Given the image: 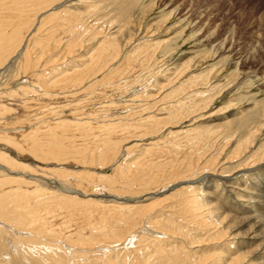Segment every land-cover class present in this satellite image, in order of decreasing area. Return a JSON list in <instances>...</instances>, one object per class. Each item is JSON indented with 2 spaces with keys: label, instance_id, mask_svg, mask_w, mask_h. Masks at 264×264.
Masks as SVG:
<instances>
[{
  "label": "rangeland",
  "instance_id": "1",
  "mask_svg": "<svg viewBox=\"0 0 264 264\" xmlns=\"http://www.w3.org/2000/svg\"><path fill=\"white\" fill-rule=\"evenodd\" d=\"M82 1L3 0L2 2L1 0L2 6L4 2V5L11 6L10 10L9 6L5 5L2 7V12L5 11L6 15L14 12L11 16L16 17L15 20L18 18L15 21L9 15L13 22L19 21L20 18L24 21L37 13L38 17L33 18L43 20L40 23L42 25L44 22L41 27L38 26V21L32 26L36 30V36L38 35L33 37V42L39 37L40 40H45L44 45L41 44L39 48L35 46L37 42L30 44L32 57L38 54V49L41 51L45 46L51 49L50 46L57 43L58 39L64 41V37L67 38L74 33L76 28L73 30L71 28L77 21L91 26L96 22L95 19L99 18V25L107 20H110L112 24L116 22L118 25L121 20L119 18H122L120 13L123 10L127 16L130 13L134 14L130 15L133 16L132 18L129 16L133 20H130L131 25L134 31L140 32L139 37L135 36L137 38H132V42L130 41L129 45L122 48L123 51L115 62L112 60L106 67H109L107 71L120 72L122 75L114 76L113 79L116 78L114 80L110 78L111 82L108 81L105 87L107 89L100 88V94L94 90L93 96L100 97L96 96L98 99L95 98V103L89 104L87 106L89 110H86L87 112L92 110L94 115H98L100 101L107 103L109 99L116 100L113 103L114 106H110L114 108L110 110L112 116H116L113 119L110 118L111 125H115L112 126L110 138L112 137L111 140L118 145L117 154L114 155L107 151L105 146L103 147L102 141L109 137L104 133L101 137L91 138L85 137L87 135L77 137L79 135L66 133L65 138L68 139H65L66 144L77 145L82 155L93 156V160L84 165L83 163L73 164L71 157L75 158V156H65L66 158L63 159L65 164L56 160L41 162L30 153L32 147L28 146L23 151H18L6 143H0L1 152L7 154L11 161L18 160L23 164L22 168L19 167V171L34 172L42 167V163H47L49 166L52 165L47 166V170L49 168L55 171L62 168V171L64 170L77 180H70L64 185L63 181L53 177V173L52 176L48 173L46 177L25 175L27 180L39 183L43 190V194L38 195L37 199L31 197V200L46 202V206L47 204L53 206L57 203L69 205L72 203L71 206H77L76 209L79 212L75 214L76 218L71 224L85 231H90L87 226L91 222L85 219L84 212H91L92 217H89V220L96 221L107 206H153L150 211H145L144 218L133 217L135 223L132 222L134 227L131 231L135 233V236L127 240L123 249L116 248L118 250L117 253L115 251L114 257L118 264L124 261V264L135 263L132 251L135 249L137 240L140 246L142 245L139 248L141 251L138 252L139 249H135V252H138L136 256L139 257L140 264H167L166 255L174 256L175 254L179 256L178 261L168 264L264 262L262 254L258 255L257 260H255L257 254L254 257L249 255V258L241 254L246 249L247 253L255 250L256 246L263 242V238L248 241L247 234L257 233L255 221L259 217H264V209L257 204H251L250 206L253 205V210L256 212L242 210L240 208L242 198L239 197L253 192L258 194L259 183L264 181V0H103V2L89 0L86 3ZM95 1L102 2L104 5L102 10L100 9L101 12L98 11L101 15L97 14L98 12L96 15H88L83 8ZM79 2V7L75 10L76 6L73 5ZM38 3H41V6ZM33 4L38 8H34ZM123 5L126 7L123 8ZM23 6L25 7L22 8ZM129 9L132 10L129 11ZM135 10L141 11H138L140 16L137 12L134 13ZM105 11L107 13H104ZM101 17L104 18L100 19ZM90 21L93 22L90 23ZM95 27H91V32L83 36L84 42L87 40V43H83L82 49L71 54V57L70 55L62 57L60 47L56 48L54 53L44 55L45 57L39 61L37 67L40 68L41 62L44 63L41 70H47L49 74L44 71L48 76L43 74L44 84L41 83L42 85L45 86L49 82L45 78L53 77L50 80L53 81L60 68L67 70L70 68V73L75 67L85 66L90 58L96 59L108 53L107 51L111 48L108 49L109 47L104 44L115 39H112L111 31L106 26L101 27L102 29ZM43 37L45 39H42ZM40 40L37 41L40 42ZM102 40L105 41L104 44ZM101 42L103 45L100 44ZM103 48L104 50L101 51ZM146 50L149 51L147 55H145ZM103 52H106L105 55ZM37 54L36 58H38ZM61 58H64L62 63ZM77 59L85 60L78 63ZM51 60L52 62H49ZM19 61L17 59V62ZM109 72L105 73L109 74ZM125 75L132 76L134 82L127 87L116 85L119 76L125 78ZM42 85L41 87L44 88ZM141 88L143 90H140ZM7 91H9L8 88ZM81 96L82 94L79 98ZM5 103L1 108L10 105V108H13L12 110L22 118L19 123L21 127L26 128V135L32 133L37 111L34 108L30 109L29 103L26 109L16 103L8 101ZM127 104L128 107L131 105L129 110L126 108ZM91 105H95L96 108L90 107ZM120 122L123 124L116 126ZM259 124L263 125L262 129L252 135V129ZM115 135L121 136L116 138ZM31 141L32 138L28 140V142ZM187 163H193L191 166L194 172L190 178L182 180V171H185L184 166ZM40 172L38 170V173ZM177 173H180V176H177ZM98 181L103 184H100L101 189L97 188L98 184H94ZM218 183H231L242 189L241 192L234 190L239 195V199L234 196L229 197L227 205L220 203L213 214L199 215L197 212L184 211L181 200L188 196L193 188L199 184L206 188H213ZM219 188H222V184ZM28 191L32 194L34 189L29 187ZM251 197L257 200L256 195ZM252 214L255 218H251ZM64 216L61 213L54 220L59 224ZM224 217L227 218L224 222H220ZM141 218L142 221H140ZM243 219L246 220L237 223ZM235 225L239 227L234 228ZM94 235H96L95 232ZM7 236L11 240L10 235ZM42 243L45 244L46 241L43 240ZM36 246L31 250L34 254L28 250V246L27 249L22 246L21 253L24 254L27 251L34 257H38L50 250L43 247V244ZM50 252L55 259L61 261L64 256L63 260L66 261L64 264H103L106 257L112 255L114 250L110 249L111 254L94 249L81 254L75 251L74 254L69 255L61 253V248L53 247ZM123 257L126 258L123 260ZM231 259L236 261L231 263Z\"/></svg>",
  "mask_w": 264,
  "mask_h": 264
},
{
  "label": "bare ground",
  "instance_id": "2",
  "mask_svg": "<svg viewBox=\"0 0 264 264\" xmlns=\"http://www.w3.org/2000/svg\"><path fill=\"white\" fill-rule=\"evenodd\" d=\"M88 1H86V2H88ZM2 2H3V0H2ZM26 2L29 3V1H26ZM82 2L86 3L85 1H82ZM90 2H91V0H90ZM102 2H103V0H102ZM102 2L100 3V2L95 1L93 3H90V5H86L83 9L85 10V12L88 15H90V14L96 15V12L100 11V9L102 10V7H104V5H102L103 4ZM4 3L2 6L1 0H0V143H4V144L6 143L7 145L12 146V148H15L18 151L19 150L23 151L25 149V147H28V146L32 147L30 150V153H32V155L36 158V160H40L41 162H46L47 160H50V161L56 160L57 162H61V164H65L66 162H64L65 161V160H63L64 158H66L67 156H70V157L75 156L76 159L71 157L73 160L72 163L73 164L79 163L78 165H80V163H83L82 165H84V164H87L88 161H92L93 156L91 154L90 155H82L79 148H77V145L72 146L70 144H66L67 143V142H65L66 133L79 135L77 137H80L81 135L82 136L87 135L85 137H88V138L89 137L90 138L91 137H101V134L104 133L105 136L108 135L109 137H107L105 140L103 139L104 141L101 140L103 143V147L105 146V148H107V151L111 152L112 154H114V155L117 154V151L119 149V148L117 149L118 145H116V143L111 140L112 137L110 138V135L112 133L111 129H113L112 126H115V125H111L112 122L110 121V118L113 119L114 117H116V116H112V111H110L112 108L110 106L111 105L114 106L113 103L116 100L114 101L112 99H109V101H108L107 100L108 98L106 97L107 98L106 100L108 102L104 103L103 100L100 101L102 99L101 98L99 100L101 102V103H99V104H101V106H99L100 111H97V112H99L98 115H94V112L92 110L87 112L89 110L87 106H89V104L95 103V98H97L99 96V95L93 96L94 90L99 92L100 88L103 89L106 87V84L108 81H110V78L112 80L114 76L117 75V77H118V75H122V73H120L118 70L117 71L119 73H117V72L113 73L115 71H111L112 72L111 73V72L107 71L109 67L108 68H106V67L109 64V62H111L112 60H114L113 62H115V59H117L119 57V55L121 54V52L123 51L122 48L129 45L130 41L132 42V38L139 37V35H138L140 33L139 30H138V32L133 30L132 25H131L132 24L131 21H133V20H131L129 18L130 15H134V14L130 13V15L127 16L125 14L124 10L121 11L120 14H121L122 18L121 17L119 18L121 20L119 21L118 25H116L117 24L116 22H115V24H112V22L110 20H107V22L104 21L103 22L104 24L101 23L99 25V23H98L99 18L95 19L96 22L92 23L93 25L91 24V26H88L89 24H86L84 22L81 23L80 21H77L76 24L74 25V27L71 28V30H73V28H76L74 33H71L67 38L64 37V39H63L64 41H59V39L57 41V39H56L57 43L52 44V42H51V44L53 45V46H50V47H52L51 49L50 48L47 49L46 46L43 49L40 48L41 51H39V49H38V54L36 53L38 55V58H36V56H35L36 54L34 55V57H32L33 53L31 55V49L32 48L30 49V46H31L30 44H33V43L35 44V42H37L39 44V46L37 43H36L37 45L35 44V46L39 48L40 46H42L41 44H43V41H45V40H40L41 38L39 37L37 40L38 41L40 40V42H38L37 40L35 42H33V40H34L33 37L34 36L37 37L38 35L36 36V34H35L36 30H34L32 28V26H33L34 22L38 21V24H39L38 26L41 27L44 24V22H42L43 24L40 25L41 21H43V20H41L40 18H36L37 20L34 19L35 18L34 16L38 17V15H37L38 13L34 14V12H33L32 14H34V16L28 17V19H26V20H24L26 18V17H24V19H23L24 21H21L20 16H21L22 12H21V10H19V12H21V14H19L20 16H17V17H19L20 20L17 22H13V20H12L13 16H11V15L14 14V12H11L12 13L11 15L9 14L12 18L8 14L6 15L5 11L2 12V9H3L2 7H4L5 5H8V4L4 5ZM20 3H22V2H20ZM38 4L41 6V3H38ZM79 4H80V2L77 3V5H73V6H76L75 10H77V7H79L78 6ZM8 6H9V9L11 10V8H10L11 6L10 5H8ZM14 7L16 8V5ZM24 7L25 6H23L22 8H24ZM35 7H36V5H34V8ZM107 7H108V5H107ZM124 7H126V6L123 5V8ZM28 8H29V6H28ZM36 8H38V7H36ZM5 10L7 11L8 9H6V7H5ZM109 10H111V9H109ZM130 10H132V9H129V11ZM12 11H14V10H12ZM32 11H34V10H32ZM37 11H38V9H37ZM138 11L141 12L140 10H138ZM138 11L135 10L134 13L137 12L140 16V13ZM100 12H98L97 14H99ZM24 13H25V9H24ZM63 13L64 12H62V14ZM104 13H107V11H105ZM72 14H74V13H72ZM29 15H31V14L29 13ZM100 15H101V13H100ZM141 15H142V13H141ZM23 16H25V15H23ZM23 16H21V17L23 18ZM108 16H111V15H108ZM77 17H79V16H77ZM14 18H16V17H14ZM92 18H95V17L92 16ZM103 18L104 17H101L100 19H103ZM93 21H90V23ZM108 21H109V23H108ZM112 21H114V19H112ZM116 21H118V20H116ZM105 22L107 24H105ZM95 26L97 28H99V27L104 28L106 26V28H109V31H111V35L113 36L112 39L113 40L118 39L117 41H115V40L114 41H107V44L105 43L106 38H105L104 42L102 40L103 44L105 43L104 45H107L109 47L108 49L111 48L110 50L107 51L108 53L103 52L104 53L103 55H105V53H106V55L105 56H98L96 59H94V57H93V59L90 58V60L86 61L85 66H83L82 68L75 67L70 73H69L70 68L68 70L60 68V71H58L59 73H57L58 74L57 77L53 81H50L53 77L45 78V79H48L49 82L47 81L48 83L45 86L42 85V84H44L42 82V81H44V80H42V78H44V75L46 74L45 72L47 70H41L42 65H44V63H42V62H41L42 65L40 64L41 65L40 68L37 67L39 64V61L41 59H43V57H45L46 54H49L50 52L54 53L55 49L58 47H60V54L62 57L64 56V58H65V55L66 56L70 55L69 57H71V54L77 52L83 46V43L84 44L87 43V40L84 42L83 36L88 34V32H91L90 31V30H92L91 27H95ZM39 27H38V30H39ZM99 31H100V29H99ZM96 35H97V33H96ZM99 35H101V34H99ZM135 36H137V37H135ZM42 39H45V38L43 37ZM103 39H104V37H103ZM90 40H89V42H90ZM48 41H49V39H48ZM48 41H47V43H48ZM102 42L100 44H102ZM137 42H139V41L137 40ZM44 43H46V42H44ZM48 44H50V43H48ZM103 50H104V48L101 51H103ZM34 52H35V50H34ZM146 52L147 53H145V55H147L149 53V51H147V50H146ZM143 55H144V53H143ZM72 56H75V55H72ZM64 58H61V60H60L61 63H62V60ZM17 59L20 61L17 62ZM58 60L59 59H57V61ZM84 60L85 59H77V62L78 63L84 62ZM47 62H48V60H47ZM49 62H52V60ZM55 62H56V59H55L54 63ZM143 63H144V61H143ZM46 64H45V66H46ZM47 65H50V64H47ZM44 68L47 69V67H44ZM49 69L50 68H48V70ZM105 72H107V73L109 72V74H107ZM52 73H53V71H52ZM48 74H49V72H48ZM48 74H46V76H48ZM114 79H116V78H114ZM135 80H136V78H135ZM133 82H134V79H132V76H128V77L126 76L125 78H120V76H119V79L116 80V85H118V84L120 86L125 85L127 87V86H129V84H132ZM41 85L44 88H42ZM7 88L9 91H7ZM11 88H13V89H11ZM105 89H107V88H105ZM108 89H111V88H108ZM140 90H143V89L141 88ZM81 94H82V96H81L82 98L81 97L79 98V95H81ZM99 94H100V92H99ZM120 94H122V93H120ZM124 95H126V94H124ZM199 95L201 96V94H199ZM111 96H109V97H111ZM101 97H102V95H101ZM103 97H105V96H103ZM113 97H115V95H113ZM74 98H76V99H74ZM5 101H8L9 103H16L18 105H22L23 109H26L27 108L26 105L29 103L28 104L29 108L30 109L34 108L37 111V113L35 115V119H34V124H33L34 128L32 129V133L26 135V128L21 127L22 125L19 123V122H21L22 118L15 111L12 110L13 108H10V105L9 106L6 105L7 106L6 108H1L2 106H4L6 104ZM75 102H77V103H75ZM130 106L128 107V104H127L126 108H128V110H129ZM90 107L96 108L95 105H91ZM113 113H114V111H113ZM123 117H126V116H123ZM132 117H134V115ZM142 118L143 117H141V119ZM141 119H139V120H141ZM146 120L147 119H145V121ZM115 122H116V120H115ZM123 123H121V122L117 123L116 126L123 124ZM140 123H142V120L140 121ZM262 127H263V125H260V124L257 125L256 128L254 127V129H252L253 130L252 135H254V133L259 131V129H262ZM133 129L135 131L136 128L134 127ZM117 130H118V128H117ZM113 132H114V130H113ZM131 132H133V131H131ZM130 133H128V134H130ZM69 136H71V135H69ZM115 136L117 138L121 135H119V136L115 135ZM115 136H113V138ZM74 137H72V138H74ZM253 137H255V136H253ZM31 138H32V141L28 142V140H31ZM125 138H126V136H125ZM135 138H137V137H135ZM66 140H68V139H66ZM69 140H71V138ZM58 141H59V143H58ZM171 141H173V140H171ZM175 142L177 143V141H175ZM175 146H177V145H175ZM0 149H1V146H0ZM165 154H167V153H165ZM21 159H19V160L21 161ZM18 162H19L18 160H17V162L11 161V159L8 157L7 154H5L3 151L2 152L0 151V264H64V261H65V260H63V258H65L64 256L62 257V261H61L60 259H57V258L55 259L54 255L50 252V250L53 249V247L54 248L56 247L58 249L61 248L62 249L61 253L64 252L65 254L67 253L69 255L74 254L75 251L79 252L81 254V252H85V253H86V251L91 252L94 249H99L102 252L104 251V253L105 252L108 253L111 249V250H114V252L112 253V255H108L106 257V261L103 264H118V262H116L117 260L115 261L116 257H114L116 255V254L114 255L115 251L117 253V250H118L116 248L122 247L121 249H123L124 245H126L127 240L132 239L135 236V233L131 231V229H133V227H134V225L132 224V222L134 221L133 217H138V218L143 217L145 215L144 214L145 211L146 212L150 211L153 206L152 207H150V206H145V207H136L135 206V207H133V206H121V205H116V206H111V207L107 206V207H105V210H102L103 214H101L100 217H98L96 219V221L89 220V217H92L91 212H89L87 210L88 212L85 213L82 210V212H84V214L86 216L85 219H88V221L91 222L87 226V227H89L88 229L90 231H88V230L85 231V230H83V228L81 229L80 227H76V226L74 227V225L71 224L74 221V218H76L75 214L77 212H79L76 209L77 206L72 207L71 206L72 203L70 205L57 203L53 206H48V204H47V206H48L47 207L45 205L46 202L44 203L42 201L37 200L38 203H36L37 201L31 200V197H34V199H37L39 197L38 195L43 194L42 193L43 190H41L42 186H40V184L35 182V181L27 180L24 176L25 175H29V176H31V175H40V176L44 175L46 177L47 175H49V174L51 175L53 173V175H54L53 177L54 178L56 177L59 181H63L62 183H64V185L67 184L70 180L75 181L76 179L73 178L72 175H69V173H66L64 170L62 171V168L60 170H55V171L49 170V168L47 170L46 167L49 166V164H47V163H42V165H41L42 167L39 169L35 168L37 171L25 173L24 171L18 170L19 167H21L23 165L21 162H19V163ZM61 164L59 163V166ZM55 165H54V167H55ZM191 165H193V163H187V165L184 166L185 171L184 172L182 171V176H183L182 180H185V179L190 178L192 176L194 169ZM51 166H49V167H51ZM38 170L41 172L38 173ZM174 171H176V170H174ZM179 174L180 173H177V176H180ZM73 181H72V183H74ZM90 182H93V181H90ZM261 182L259 183V188H260L259 191L260 192L258 191V194H257V192L256 193L253 192V193H249L246 196H239L236 192H234V190H238L241 192L242 189L237 188L235 185H233L231 183H229V184H225V183L219 184L218 183V184H215L213 188H209V187L206 188V187H203L201 184H199L197 187L193 188L189 192L188 196L183 198L181 200V202L184 205V211H186V212H190V213L191 212H195V213L197 212V213H199V215H201L203 213L213 214L214 212H216L215 210L218 209V206L220 203H222L223 205H225V204L227 205L228 201L230 200L229 197L234 196V197L238 198V196H239L240 199L242 198L241 199L242 205L240 206V208H242V210H245V211L248 210V212L252 213V211H254L253 205H255V204H257L260 208L264 209V181L262 183ZM94 184H98V186L96 185L97 188H100V189L102 188L100 185L102 183L100 181H98ZM221 184H222V188H219V185H221ZM93 186L91 187L92 189L94 188ZM29 187H32L34 189L32 194L30 191H28ZM107 191H108V189H107ZM252 195H256L257 200H256V198L251 197ZM90 201H92V200L90 199ZM251 204H253V205L250 206ZM96 208H98V207H96ZM140 208H142V209L139 211ZM90 209H91V207H90ZM201 210H204V211L201 212ZM208 210H211V211H208ZM254 212H256V211H254ZM61 213H63L65 216L62 218V222L58 224V222L55 221L54 218L57 217ZM132 213H134V214H132ZM84 214H83V216H84ZM226 218L227 217H224L220 222H224V220ZM251 218H255V216L253 215ZM244 220H246V219H243L237 223H241ZM138 221L139 220H137V222ZM140 221H142V218L140 219ZM133 223H135V222H133ZM255 224H256L255 228H258L257 233L253 234V235H252V233H248V234L246 233L248 235L247 239H248V241H253L255 239L263 238L262 239L263 242H261L259 245H257L255 250L247 253L246 252L247 249H246L241 254H242V256H247V257L249 255L250 256L253 255L252 257H254L255 254H257V256L255 258V260H257L259 254L264 255V217L257 218V220L255 221ZM84 225H83V227H84ZM237 227H239V226L235 225L234 228H237ZM94 232L96 233V235H94ZM219 234H221V232ZM7 235H10L11 240L9 239V237ZM236 237H232V238L235 239ZM43 240L46 241L45 244L42 243ZM39 244H43L44 245L43 247H45L46 249H50L47 252L45 251L46 253H44V255H42L43 257L41 255H39L38 257H34L32 254L27 253V251H25L24 254L21 253V249H23L22 246L26 247V249L28 246V250H30V252H32L31 250H33V248ZM135 244H136L134 246L135 249H137V248L139 249L140 247H142V245L140 246V242L138 240H137V243H135ZM25 245H27V246H25ZM36 248H37V246H36ZM135 249L132 251V253H134L133 254L134 255V261H135L134 264H140V262L138 260L139 257L136 255L141 250L139 249L138 252H135ZM129 252H130V249L128 251V254H129ZM117 256H118V254H117ZM166 256H167L166 260L168 261V263H170V262L173 263L175 261H178V259H179V256L176 254L174 256H169V255H166ZM125 258L123 257V260ZM231 261H232L231 263H234L236 260L233 261L231 259ZM119 262H121V260H119ZM124 262L122 264H124ZM235 264H236V262H235ZM256 264H264V262L260 261V262H257Z\"/></svg>",
  "mask_w": 264,
  "mask_h": 264
}]
</instances>
